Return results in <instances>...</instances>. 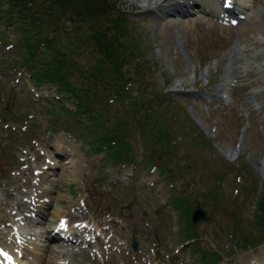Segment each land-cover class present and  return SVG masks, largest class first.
<instances>
[{
	"label": "rangeland",
	"instance_id": "obj_1",
	"mask_svg": "<svg viewBox=\"0 0 264 264\" xmlns=\"http://www.w3.org/2000/svg\"><path fill=\"white\" fill-rule=\"evenodd\" d=\"M115 1L119 13L99 22L91 16L95 3L15 1L16 9L42 25L50 5L62 11L56 23L32 35L41 43L34 57L22 43L31 39L27 25L8 24L6 5L1 8L0 242H13L17 233L37 244L39 264H236L242 255L259 262L264 0H237L244 16L249 8L238 25L221 23L199 5L168 10L185 0ZM115 26L133 33L135 50L127 51ZM100 35L114 47L124 45L114 49L121 51L112 56L117 68L103 53ZM28 59L36 66L25 64ZM54 60L82 89L87 105L34 78L40 70L53 71ZM34 84L38 92L27 96L24 90ZM7 108L12 115L4 118ZM242 124L248 135L239 148ZM44 189L53 196L46 215L58 217V210L64 224L48 216L27 218ZM182 204L190 211L203 207L209 219L190 224ZM79 223L86 224L85 240L76 233L81 241L59 239L70 234L62 232L65 227L75 231ZM49 233L59 237L50 240Z\"/></svg>",
	"mask_w": 264,
	"mask_h": 264
},
{
	"label": "trees",
	"instance_id": "obj_2",
	"mask_svg": "<svg viewBox=\"0 0 264 264\" xmlns=\"http://www.w3.org/2000/svg\"><path fill=\"white\" fill-rule=\"evenodd\" d=\"M15 1H18L19 3L22 4V1L23 0H0V11H1V8L3 5H6V8H4V10H7V11H3L4 13V16L6 17L7 21L9 22V24L13 23L14 21H18V22H23L27 25V33L29 35H31V39L28 40V41H22V43H25L26 44V48L29 50V54L32 55L33 57L35 56V52L37 53L38 52V48H39V41H35L34 39H32V35L34 33H36V29H44V28H49V26L53 23H56L61 12L59 9H57L54 5H50L46 11H45V20L43 22V25L41 24V19L40 18H29L28 14L24 13L21 9H16L15 6L13 5V3L15 4ZM83 2H88L89 5H93L95 3V7H94V10L91 12V16L92 18L99 22L101 20H104V19H111V16L116 14V13H119L120 11V8H118V6H116L117 2L115 0H102V2L104 3L103 5H97L98 2L100 0H82ZM100 6H102L100 9H98ZM119 20L123 21V19H116V22H118ZM61 21V19H60ZM116 27V26H115ZM117 33H116V36H120L119 35V32H123L121 34V36L124 37L127 39V51H131V49H134L135 50V47L133 45V38H132V35L133 33H128L127 34V29L125 27H122V28H118ZM122 30H126V31H122ZM98 36L96 33L93 34V37H96ZM100 36H103V35H100ZM106 43L103 44V53L106 55V57H110L112 60L110 61L111 63H115L114 64V67L116 65V68L118 67V64H116L117 62L114 61V59L112 58V56H121V51L119 50H114V49H119L120 46H123L124 45H121L120 42L117 43V46H113L111 44L110 41H108L104 36L102 37ZM125 39V40H126ZM119 41V39H118ZM107 49V50H106ZM139 54H137L136 52L133 54V58L137 57ZM129 59V56L127 55V60ZM54 61H52L50 63V66L49 67H54V70L53 71H44V70H40L36 75H34V78H36V80L39 82V83H52L56 86V90L57 91H66L70 94V99L74 100L77 102V104H81V105H87V102L85 100L82 99L81 96H79V90H82L80 88H78L70 79H66V77H64L61 73V70L59 69V66L57 65H54ZM144 63H147V60H143ZM27 65H32V66H36L34 65L33 63L29 62V59H28V63H25ZM23 65V64H22ZM42 69V68H41ZM128 73V71H127ZM28 93L29 91H27V96H28ZM86 97L87 99H89V95L86 94ZM132 96H130L128 93H127V98H131ZM6 112H4L3 116L4 118H7V117H10V115H12L11 113H8L7 110H9V108L7 109H4ZM67 113H70L71 116H73V118L75 119L76 118V113H72V110L71 109H67L66 110ZM139 114V113H137ZM135 114V115H137ZM152 117V115H151ZM144 119V124L146 123L147 119H148V116L145 115L143 117H140V120ZM152 121L155 122V116L152 117ZM69 125V123L67 124V126ZM82 125V124H81ZM67 126H65L67 128ZM122 126V123L119 124V127L116 128L117 130L120 129ZM150 127V126H149ZM70 129V128H68ZM160 136H163V135H160ZM97 141V144H98V149L99 148V145H102L103 143L99 140V139H96ZM158 141L161 143V144H165L167 147L170 146V140L167 138V137H161L158 139ZM128 147L127 146V150H128ZM130 148V147H129ZM114 155L116 158L120 157V153H116V151L114 152ZM122 159H125V157H122ZM182 200V198H181ZM262 205L260 206V209H261V213L262 215L259 217L260 219V223H261V229H262V233L260 235H262V238L264 239V194L262 196ZM183 208H184V212L187 213V212H191V206H187L185 207L184 204H182ZM188 219V222L191 224V221L189 219V217L187 218ZM260 223H258L259 225L257 226H260Z\"/></svg>",
	"mask_w": 264,
	"mask_h": 264
},
{
	"label": "bare ground",
	"instance_id": "obj_3",
	"mask_svg": "<svg viewBox=\"0 0 264 264\" xmlns=\"http://www.w3.org/2000/svg\"><path fill=\"white\" fill-rule=\"evenodd\" d=\"M154 1L157 2V0H154ZM218 2L217 1L214 2L213 0H205V3H204L201 0H189V1L185 0L183 3L177 2L176 4H174L171 7H169L168 10L189 11L190 9H193L194 5L197 4V5L200 6V10H202V11L208 10V11L212 12L215 15H221L220 13H222L223 17L225 19L229 20V21H233L232 17L241 16L243 14V9H244L243 7L244 6H241L243 9H241L240 7L236 8L239 5L237 3V0H231L230 3H228L227 0H220L221 4H220V2L219 3ZM152 4H154V2H152ZM161 5H162V3H160V6ZM218 6H220V7H218ZM165 8L166 7L162 6V9H165ZM221 9H222V11H221ZM166 10L167 9H165L164 11H166ZM60 149L63 151L62 148H60ZM66 149L68 150L67 147H66ZM64 152L65 151H63V154H65ZM71 160L73 161V158H71ZM4 192H3V196H4ZM39 198L40 199H38V200H36L34 198V201H36V202L41 201V203L39 205L36 204V206H33V208L31 209L33 212L31 211L29 214H27V218L28 219H31V218L33 219V218H36L37 216H39V217H44V216L47 217L48 216V219L50 221H52L55 218L54 219L55 221H53V223L57 222L59 224V222H61L62 219H64L63 216H65V214L61 215V212L57 210L56 216H58V215H60V216L54 217L53 214H52L51 218H49L50 215L48 213H47L48 215H46V210L44 208L47 205V203H49L52 200V198H53L52 192H50V189L49 190L48 189L42 190L41 194L39 195ZM33 220H35V219H33ZM81 223H83V222H81ZM81 223H79V225H81ZM55 228H56V226H54L53 229H55ZM62 228H64V227H62ZM65 228L62 230V232L64 234H67L69 232L70 234L63 235L61 238H59L60 240L61 239L62 240L71 239V240H75L77 242L81 241V240H77V239H84L85 240V237H86L85 236V232H86L85 229H83V228L80 229V227L78 225H76V224L73 225V227H72L73 230H75V231H72L71 228H69L67 230ZM77 230H79V231H77ZM51 233H49V234H51ZM75 233L78 234L77 237H76L77 239L74 238ZM15 235H16V237H15L16 240L13 239V242H10L9 241L10 239L8 240V239H4L2 237V241L0 242V253L4 251V255L1 253L0 254V258H6L8 260L6 262H8L9 264H18V261L20 262V264H25L24 261H26V259L23 258L22 256L26 255L30 259V263H28V264H39L41 262V258H42V254L40 253L39 246H36L37 244L34 245V243H32L30 241L22 240L21 236L17 235V233ZM58 237H59V235L55 236L54 233L51 234L50 236H48V238L50 240H54V239H56ZM260 252H259V254H260ZM241 258H242V261L241 262H236V264H252V260H253L254 257L253 256H246V255L244 256V255H242ZM263 258H264V253H262V256H257L256 257V260L258 259L257 261H259V262H257V263L254 262V264H264Z\"/></svg>",
	"mask_w": 264,
	"mask_h": 264
},
{
	"label": "water",
	"instance_id": "obj_4",
	"mask_svg": "<svg viewBox=\"0 0 264 264\" xmlns=\"http://www.w3.org/2000/svg\"><path fill=\"white\" fill-rule=\"evenodd\" d=\"M192 219H193L194 222H198L201 219L207 220L208 219L207 211L204 208H202V207H197L192 212ZM134 245L136 247L137 243L134 242Z\"/></svg>",
	"mask_w": 264,
	"mask_h": 264
},
{
	"label": "clouds",
	"instance_id": "obj_5",
	"mask_svg": "<svg viewBox=\"0 0 264 264\" xmlns=\"http://www.w3.org/2000/svg\"><path fill=\"white\" fill-rule=\"evenodd\" d=\"M161 2V0H157V3Z\"/></svg>",
	"mask_w": 264,
	"mask_h": 264
},
{
	"label": "snow or ice",
	"instance_id": "obj_6",
	"mask_svg": "<svg viewBox=\"0 0 264 264\" xmlns=\"http://www.w3.org/2000/svg\"><path fill=\"white\" fill-rule=\"evenodd\" d=\"M227 2H228V3H230V2H231V0H227Z\"/></svg>",
	"mask_w": 264,
	"mask_h": 264
}]
</instances>
